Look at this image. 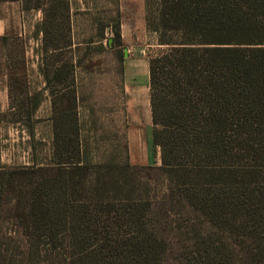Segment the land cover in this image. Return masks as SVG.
Masks as SVG:
<instances>
[{
    "label": "trees",
    "instance_id": "1",
    "mask_svg": "<svg viewBox=\"0 0 264 264\" xmlns=\"http://www.w3.org/2000/svg\"><path fill=\"white\" fill-rule=\"evenodd\" d=\"M15 1L43 13L39 69L63 93L72 84L49 58L73 44L70 0L0 3ZM145 6L166 46L149 58L161 163H132L127 147L122 162H95L74 105L61 110L53 166L0 164V215L10 179L41 174L18 206L35 264H264V0ZM114 30L122 47L119 11Z\"/></svg>",
    "mask_w": 264,
    "mask_h": 264
},
{
    "label": "rangeland",
    "instance_id": "2",
    "mask_svg": "<svg viewBox=\"0 0 264 264\" xmlns=\"http://www.w3.org/2000/svg\"><path fill=\"white\" fill-rule=\"evenodd\" d=\"M70 3L73 44L49 58L68 75L63 84H72L63 93L56 81L47 86L39 69L43 13L22 11L17 1L0 3V19L6 28L0 36V164L53 166V137L61 123V110L70 112L75 105L89 158L122 162L127 147L132 163L159 165L158 149L153 141L149 143V58L166 46L146 25L145 0ZM118 11L126 32L122 47L114 30ZM120 50L124 61L118 57ZM130 63L135 64L132 74ZM56 90L59 93H53ZM34 95L39 101L36 110L31 107ZM39 176L18 174L8 183L0 215V264H35L26 252V238L19 234L17 222L18 206L25 201L24 188Z\"/></svg>",
    "mask_w": 264,
    "mask_h": 264
},
{
    "label": "crops",
    "instance_id": "3",
    "mask_svg": "<svg viewBox=\"0 0 264 264\" xmlns=\"http://www.w3.org/2000/svg\"><path fill=\"white\" fill-rule=\"evenodd\" d=\"M121 30H122V37H123V40L125 41V43H126V32H125V26H124V24L121 22ZM5 32H6V28H5V23L0 19V36H2V35H4L5 34ZM135 64H133V63H130V64H128V66H129V73H133L132 72V70H131V68H132V66H134ZM146 70H147V67H146ZM151 103V102H150ZM151 116H152V113H151ZM152 130H153V122H152V128H151V137H149V143H151V141H153V139H152ZM146 140H148L147 139V137H146ZM148 145V144H147ZM158 153L160 154V163H161V153H160V149H158ZM142 164H149L148 162L147 163H145L144 161L143 162H141ZM159 163V164H160ZM151 165V164H150Z\"/></svg>",
    "mask_w": 264,
    "mask_h": 264
}]
</instances>
